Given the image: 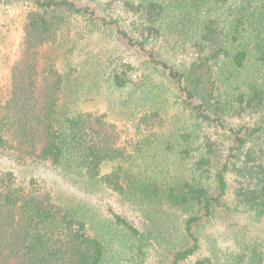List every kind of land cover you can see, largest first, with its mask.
<instances>
[{
  "label": "trees",
  "instance_id": "1",
  "mask_svg": "<svg viewBox=\"0 0 264 264\" xmlns=\"http://www.w3.org/2000/svg\"><path fill=\"white\" fill-rule=\"evenodd\" d=\"M0 7L23 15L0 157L48 164L77 192L0 169V264H264L248 224L227 249L205 233L220 211L264 217V0ZM96 30L120 46L92 78L58 64Z\"/></svg>",
  "mask_w": 264,
  "mask_h": 264
},
{
  "label": "rangeland",
  "instance_id": "2",
  "mask_svg": "<svg viewBox=\"0 0 264 264\" xmlns=\"http://www.w3.org/2000/svg\"><path fill=\"white\" fill-rule=\"evenodd\" d=\"M22 10L19 8L0 7V43L2 44V53L0 62V73L6 75L7 65L14 59L16 49L21 37V26L23 23ZM111 36H107L101 30H96L89 34L85 39L79 41H67L61 49L56 52L57 62L69 68L68 63L79 65L86 75L92 78L96 74L95 68H101L100 65H105L108 57L109 49L120 46L118 43L112 42ZM109 43H111L109 45ZM108 51V52H107ZM105 63V64H104ZM86 73V74H85ZM83 78V81L85 80ZM258 113L253 114V118ZM252 117L246 119L251 120ZM244 121H247V120ZM0 169L14 171L19 177H35L44 181L58 196L70 197L71 194H76L74 187L65 183L56 171L48 164L30 163L27 165L15 164L11 159L0 157ZM227 200L230 199V194L226 195ZM260 221H253L247 214L230 213L220 211L211 223L205 227V233L220 236L219 243L222 249L232 247V239L229 236L230 229L234 225L248 224L256 232L264 235V217ZM235 223V224H233ZM229 232V233H228ZM11 264H14L11 262Z\"/></svg>",
  "mask_w": 264,
  "mask_h": 264
}]
</instances>
